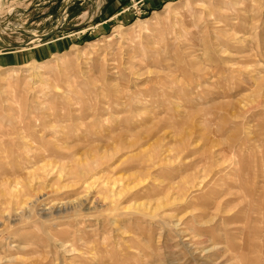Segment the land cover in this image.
I'll list each match as a JSON object with an SVG mask.
<instances>
[{"label":"rangeland","instance_id":"obj_1","mask_svg":"<svg viewBox=\"0 0 264 264\" xmlns=\"http://www.w3.org/2000/svg\"><path fill=\"white\" fill-rule=\"evenodd\" d=\"M146 3L0 0V264H264V0Z\"/></svg>","mask_w":264,"mask_h":264},{"label":"bare ground","instance_id":"obj_2","mask_svg":"<svg viewBox=\"0 0 264 264\" xmlns=\"http://www.w3.org/2000/svg\"><path fill=\"white\" fill-rule=\"evenodd\" d=\"M77 164H78V162H77ZM65 166V165H64ZM4 167V166H3ZM86 165H79V168H69V169H67V168H63V167H61V172H63L64 173V175H66V176H72V177H74L75 179L76 178H80L82 175H83V173H84V171H86ZM40 172L42 173V179H41V181L40 182H44L48 177H49V175H51L50 174V172H51V169L50 170H46V168L45 167H42V168H40ZM34 173H27V174H24V175H22L23 177H20V178H17V180L18 179H20V180H22V185L24 186L25 184H26V180L28 179V180H33L34 179V177H35V174L33 175ZM62 177V176H61ZM72 177H70V178H72ZM59 178V177H58ZM82 178V177H81ZM117 181V180H116ZM13 183H15L16 185H19V182H18V184H17V181L16 180H13ZM117 184V183H116ZM115 184V185H116ZM15 185V186H16ZM105 186V185H104ZM104 189V188H103ZM105 189H106V187H105ZM79 202V201H78ZM80 204V203H79ZM80 206V205H79ZM76 208H78V205H76V206H73V203H72V205L70 206V207H68V209L67 208H65L64 210H58V211H56L55 213V217H53L52 215L53 214H50V215H46V218L44 219V221H46V220H54V219H57V220H61V219H63V218H69V217H71V216H75L76 215ZM70 211H72V212H70ZM72 213V214H71ZM43 214V213H42ZM61 215H63V216H61ZM42 216V215H41ZM64 220H66V219H64ZM48 222H50V221H48Z\"/></svg>","mask_w":264,"mask_h":264},{"label":"crops","instance_id":"obj_3","mask_svg":"<svg viewBox=\"0 0 264 264\" xmlns=\"http://www.w3.org/2000/svg\"><path fill=\"white\" fill-rule=\"evenodd\" d=\"M169 0H147V3L148 4L146 7H151V8H154V7H157L159 4L163 3V2H168ZM112 4V3H111Z\"/></svg>","mask_w":264,"mask_h":264}]
</instances>
